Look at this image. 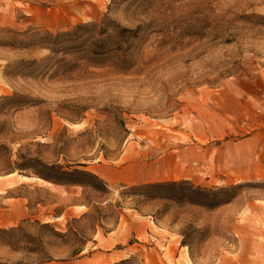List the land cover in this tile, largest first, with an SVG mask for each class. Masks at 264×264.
<instances>
[{
  "label": "rangeland",
  "instance_id": "1",
  "mask_svg": "<svg viewBox=\"0 0 264 264\" xmlns=\"http://www.w3.org/2000/svg\"><path fill=\"white\" fill-rule=\"evenodd\" d=\"M103 18L128 70L50 49ZM173 180L234 196L134 189ZM0 264H264V0H0Z\"/></svg>",
  "mask_w": 264,
  "mask_h": 264
},
{
  "label": "trees",
  "instance_id": "2",
  "mask_svg": "<svg viewBox=\"0 0 264 264\" xmlns=\"http://www.w3.org/2000/svg\"><path fill=\"white\" fill-rule=\"evenodd\" d=\"M104 19V18H103ZM116 33L119 37L131 40L136 38L137 30L122 27L115 20L108 21L107 18L100 22L91 24L79 23L71 31L58 33L55 36L48 37L47 41L53 52H75L79 50H87L93 55L92 62H107L113 60L119 69L125 71L133 66V57L130 47L119 45V41L113 42L116 36L109 31ZM91 43V44H89ZM116 59V61H115ZM84 167L85 164H81ZM49 172L42 175L55 183L62 184H87L96 189H101V185L106 186L105 181L95 172L84 168L69 169L58 164H45ZM134 189L145 191V189L156 190L157 194H145L152 198H166L175 201H185L191 204L201 205L207 208L219 206L227 203L234 195L226 197V188L205 187L191 183L188 180H173L145 183L136 186ZM151 195V196H150Z\"/></svg>",
  "mask_w": 264,
  "mask_h": 264
}]
</instances>
